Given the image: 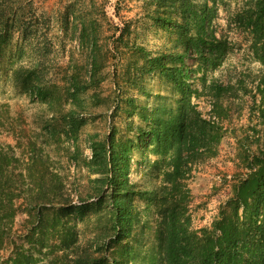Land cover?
<instances>
[{"label":"rangeland","instance_id":"1","mask_svg":"<svg viewBox=\"0 0 264 264\" xmlns=\"http://www.w3.org/2000/svg\"><path fill=\"white\" fill-rule=\"evenodd\" d=\"M0 264H264V0H0Z\"/></svg>","mask_w":264,"mask_h":264}]
</instances>
